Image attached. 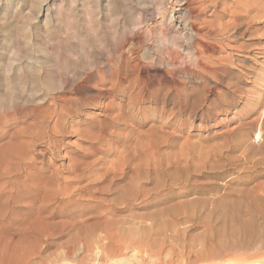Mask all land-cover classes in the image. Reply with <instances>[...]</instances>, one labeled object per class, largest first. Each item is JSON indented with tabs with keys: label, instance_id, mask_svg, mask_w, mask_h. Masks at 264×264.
I'll return each instance as SVG.
<instances>
[{
	"label": "rangeland",
	"instance_id": "rangeland-1",
	"mask_svg": "<svg viewBox=\"0 0 264 264\" xmlns=\"http://www.w3.org/2000/svg\"><path fill=\"white\" fill-rule=\"evenodd\" d=\"M25 1L0 0V44L16 31L15 20H9L8 14L27 9L29 3ZM107 1H111L113 15L101 16L105 43L119 38L131 21L143 14L151 23L149 52L144 53L141 47L144 37L140 29L135 31L134 51L141 56L130 63V75L92 82L72 96L80 100L76 106L80 116L66 117L60 133L46 129L41 140L35 142L30 155L35 161L27 168L36 179L31 186H39L35 200L45 193L44 179L55 175L51 210L57 217L47 224L51 237H39L34 246L24 243L22 264H29L27 257L31 256L38 264L41 256L49 255L53 260L63 257L72 236L67 233L73 222L82 220L80 217L87 223L86 228L103 223L115 240L121 237L131 242L125 255L117 257L118 264H140L143 258L144 264H232L241 257L243 264H264V56L249 61L246 70L241 66L231 68L224 83L203 81L194 69L193 59L178 49L187 45L186 31L178 27L179 21L159 24L163 3L173 0L150 1L153 12L145 11L138 0H101L99 4L98 0H76L74 8L82 19L88 4L102 8ZM222 1L227 4L217 11L209 10L211 4L205 0H193L191 7L207 11L202 18L217 26L213 16L233 5L232 0ZM180 6L168 5V18H177ZM227 20L224 18L222 23ZM254 32L238 42L256 44L264 52V23ZM57 36L56 41L65 39L61 33ZM228 53L235 62L253 57L247 51ZM181 60L188 66H179ZM173 61L180 68H173ZM230 84L243 90V99L229 96ZM222 94L228 96L219 101ZM232 101L235 105L224 106ZM56 120H52V127ZM8 130L0 129L5 134L0 146L10 142L16 145ZM50 138L56 144L52 154L45 144ZM16 168L15 163L5 161L0 164V174L13 176ZM24 172H18L22 181L27 178ZM0 186L1 221L12 216L16 188L3 190ZM95 232L102 235L101 229ZM113 240L111 250L117 249ZM237 240L249 242L248 246L217 261L200 260L204 252L211 249L219 253ZM133 246L148 249L150 254L137 253ZM98 250L94 255L80 245L74 251L75 257L63 263L78 264L76 260L84 254V259L88 258L84 264H95L93 258L101 254Z\"/></svg>",
	"mask_w": 264,
	"mask_h": 264
},
{
	"label": "bare ground",
	"instance_id": "bare-ground-1",
	"mask_svg": "<svg viewBox=\"0 0 264 264\" xmlns=\"http://www.w3.org/2000/svg\"><path fill=\"white\" fill-rule=\"evenodd\" d=\"M100 1L98 0V4ZM150 1L153 0H138V5L147 12H153L154 7L150 6ZM192 2L193 0H173L169 4L163 3L164 8L161 9L163 16L161 15L159 24L166 26V23L174 24L179 21L178 27L186 31L187 45L185 47L178 46V49L193 59L194 69L203 76L200 78L201 80H209L216 84L224 83V79L231 75V68L236 70L241 66L243 70H246V64L249 61L264 56V52H260V47L256 44L238 42L239 39L248 34L253 36L256 33L254 30L260 28V23H264V0H232V9L224 8L220 12L221 14L216 13L213 16L214 20L218 22L217 26L207 18H202L207 11L192 8ZM205 2L211 4L209 10L216 9L215 11L222 4H227L222 0H205ZM25 3H29L28 11L24 8L16 12L15 15L6 13L9 20H15L16 31L14 29V33L4 43L0 44V129H9L10 137L16 141L14 146L10 144L12 142L4 147L0 146V164L6 161L15 163L17 166L12 172H15L13 176L10 173L0 174L3 190L7 187L16 188L12 216L0 221V227L3 230V235L0 236V264H8L9 261L11 264H22L21 254L24 243L31 242L34 246L39 237L49 234L47 224L50 222L52 224V221L57 217L51 210V187L55 184V175L44 179L45 182L42 183V187L45 193L40 200H35L39 186H31V183H35L36 179L30 172H27L28 166L35 161L30 156L35 142L41 140L40 138L44 136L46 129H49L52 134L56 131L60 133L62 129H60V125L62 126L66 117L80 116L79 108L76 107L77 104H80V100L72 96L81 93L92 82L120 78L125 74L130 75L131 71L128 70L130 63L141 56L134 51L136 49V45L133 43L135 31L140 29V34L144 37L141 47L144 53L149 52L147 35L149 33L148 26L151 23H148L149 18H143V14L138 20L131 21L132 27L126 28L119 38H113L112 45L105 43L101 18L105 16L110 18V13L113 15L111 1H107V5L102 8L88 4L82 19L78 16L80 13L74 8L76 0H60V2L57 0H26ZM173 4H181L179 15L177 18L173 15L168 18L166 7L168 5L173 6ZM18 8H20L19 4ZM41 15L43 18L40 17ZM224 18H229V20L222 23ZM8 27L12 26L8 25ZM58 33H61L65 39L56 41L59 38ZM27 34L29 35L27 36ZM69 40L75 42H69ZM228 51H247L253 57L237 59L235 62L234 56ZM223 53L230 55L225 56ZM103 56L106 58H102ZM170 65L173 68L188 66L184 60L179 62V66L175 61ZM239 72L242 73L243 71ZM228 86L231 88V94L228 93L229 96L243 99L244 92L241 88L231 84ZM228 94L219 95V101H224ZM233 105H235L233 101L224 104L225 107L229 108ZM55 118L57 120L52 127L51 123ZM21 126L24 128H20ZM37 127L40 129L38 130ZM4 135L2 132L0 133V140ZM82 135L85 136V133ZM29 138L31 140H28ZM45 144L47 145L46 151L52 154L53 149L56 148L55 142L50 138L45 141ZM22 170L27 173L25 176L27 178L23 181L22 175L18 174ZM13 177L14 179H12ZM80 218L83 220V217ZM82 220L75 221L70 226L72 230L67 234L72 236L69 240V246L66 245L67 248L63 257L53 260L49 255L44 257L40 255L41 263L38 262L40 264H64L63 262L71 259L77 247L82 245L84 251L90 253L98 249L101 251V254L96 255V258L94 257L95 252L93 253L95 264H118L117 257L125 255L124 251L131 248V242L128 244L127 241L129 240H124L121 237L115 240L112 232L104 229L107 227H104L103 223L92 224L91 227L86 228L85 222ZM95 229H101L102 232L99 233L102 235H96ZM73 231L75 232L72 233ZM49 235L48 237H51L52 234ZM112 240L116 243L117 249H109ZM248 243L245 240L231 242L227 248L225 247L226 249L220 251L221 253L211 249L208 253H203L202 250L200 253L203 254L200 255V260L217 261V259L232 254L234 250L248 246ZM78 244L80 245L77 246ZM95 245L98 249L95 248ZM133 248L137 253L150 254L148 249H143L141 246H133ZM32 251L35 252V247ZM74 255L73 257H75ZM83 255H81L82 257L79 255L81 259L78 257L79 260H76L80 264H84L85 260L88 259H84ZM32 257H27L29 264L37 263V261H34L35 263L32 261L35 256L34 259ZM73 259L75 260V258ZM241 260L242 257L232 264H243ZM138 262L144 264L145 260L143 258Z\"/></svg>",
	"mask_w": 264,
	"mask_h": 264
}]
</instances>
